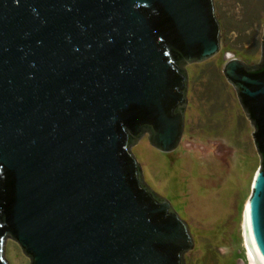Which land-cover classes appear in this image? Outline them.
<instances>
[{"label": "water", "instance_id": "95a60500", "mask_svg": "<svg viewBox=\"0 0 264 264\" xmlns=\"http://www.w3.org/2000/svg\"><path fill=\"white\" fill-rule=\"evenodd\" d=\"M219 51L212 0H0V264H184L193 242L130 153L179 143L185 64ZM222 74L259 155L243 210L264 264V27L260 62Z\"/></svg>", "mask_w": 264, "mask_h": 264}, {"label": "rangeland", "instance_id": "374dc122", "mask_svg": "<svg viewBox=\"0 0 264 264\" xmlns=\"http://www.w3.org/2000/svg\"><path fill=\"white\" fill-rule=\"evenodd\" d=\"M212 4L219 51L183 67L186 105L179 143L162 153L144 135L130 153L144 185L187 226L193 246L184 254V264H237L241 250L249 264L243 210L259 155L252 125L222 67L227 55L245 66L260 62L264 0H212ZM2 259L6 264H29L10 239L3 242Z\"/></svg>", "mask_w": 264, "mask_h": 264}, {"label": "bare ground", "instance_id": "6f19581e", "mask_svg": "<svg viewBox=\"0 0 264 264\" xmlns=\"http://www.w3.org/2000/svg\"><path fill=\"white\" fill-rule=\"evenodd\" d=\"M245 207H246V204H245ZM244 212H245V210H244ZM243 236H244V240H245V235H244V220H243ZM246 250H247L248 260L250 261V263H251V264H257V263L254 261L252 255L250 254V252H249L247 246H246ZM250 263H249V264H250Z\"/></svg>", "mask_w": 264, "mask_h": 264}, {"label": "flooded vegetation", "instance_id": "af4514ba", "mask_svg": "<svg viewBox=\"0 0 264 264\" xmlns=\"http://www.w3.org/2000/svg\"><path fill=\"white\" fill-rule=\"evenodd\" d=\"M145 136H146V135H145ZM236 260H237V264H238V263H240V264H248V263L246 262V258H245V256H244L243 250H241V255H239V257L236 258Z\"/></svg>", "mask_w": 264, "mask_h": 264}]
</instances>
